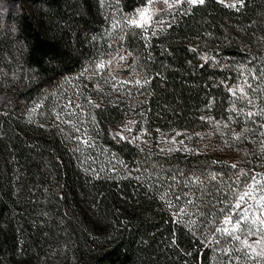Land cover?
Segmentation results:
<instances>
[{"label":"trees","instance_id":"obj_1","mask_svg":"<svg viewBox=\"0 0 264 264\" xmlns=\"http://www.w3.org/2000/svg\"><path fill=\"white\" fill-rule=\"evenodd\" d=\"M30 1L0 11V264H264L222 231L264 178V0L149 30L125 19L148 0Z\"/></svg>","mask_w":264,"mask_h":264},{"label":"rangeland","instance_id":"obj_2","mask_svg":"<svg viewBox=\"0 0 264 264\" xmlns=\"http://www.w3.org/2000/svg\"><path fill=\"white\" fill-rule=\"evenodd\" d=\"M13 0H0V11H5ZM27 3V5L33 9V4L30 0H22ZM221 2L232 5H239V0H220ZM197 4V3H196ZM190 5L187 0H148L145 4L141 5L133 12L128 13L125 17L130 23L133 20L136 21L137 25L149 30L150 28H158L163 25V23L168 22L172 14L178 9ZM119 134L124 136H129L132 138L141 141L142 143H152L159 147L160 150L172 151L175 149H206L207 145L204 144L203 140L205 139L204 134L198 131H190L186 129H176V128H167V129H157V131L150 132L147 128L135 129L134 121L129 120L120 126L117 130ZM264 139V135L262 136ZM251 193L253 195H258V191L254 188H251ZM247 204L245 207H248L250 204H264V201L256 200L254 201L251 196H246ZM253 214L258 219H264V216L257 211L256 208L250 209L249 212V223H251V217ZM262 227L263 225H258ZM253 227V226H250ZM250 227H242L235 231V238L239 244L246 247L250 253L252 250L248 248L243 241L247 240L251 244L257 237L247 235L248 229ZM253 254V253H252ZM254 255V254H253ZM255 256V255H254ZM258 258V257H257Z\"/></svg>","mask_w":264,"mask_h":264},{"label":"snow or ice","instance_id":"obj_3","mask_svg":"<svg viewBox=\"0 0 264 264\" xmlns=\"http://www.w3.org/2000/svg\"><path fill=\"white\" fill-rule=\"evenodd\" d=\"M187 2L190 5H194L196 3L202 5L205 3V0H187ZM239 2L241 7L244 6L243 0H239ZM228 6L233 8L237 7L236 4H232ZM132 24L135 26H140L136 24L135 20L132 21ZM100 67L103 68L104 65L101 64ZM137 83H139V81H137ZM248 115L251 116L252 114L249 113ZM233 167H235V165H233ZM250 179L253 186H258L259 189L258 195H253L249 190L244 191L242 195H238L236 203L231 206L232 211H230L229 214L225 217V223L226 224L233 223V229L232 231H229L228 229L222 230L230 236L234 235L235 231L240 229V226L242 224H247L249 222L250 209L256 208L257 211L260 212L262 216H264V204L253 203L250 204L248 207L245 208L241 207L242 203H244L245 201L246 196H251V198L254 201L256 200L264 201V178H258L257 176H252L250 177ZM233 215L236 216V220L234 222L232 220ZM251 224L253 225V227H250L248 229L247 235L256 236L257 238L251 244H249L247 240H244L243 243L252 250V253L255 255V257L264 259V229L258 226V225H264V219H258L253 214V216L251 217ZM236 238L239 239V237ZM249 258L252 259L253 256L250 255Z\"/></svg>","mask_w":264,"mask_h":264}]
</instances>
